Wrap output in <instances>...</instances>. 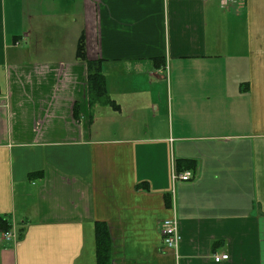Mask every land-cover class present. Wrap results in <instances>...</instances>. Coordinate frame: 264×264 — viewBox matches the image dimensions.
<instances>
[{"label":"crops","instance_id":"obj_1","mask_svg":"<svg viewBox=\"0 0 264 264\" xmlns=\"http://www.w3.org/2000/svg\"><path fill=\"white\" fill-rule=\"evenodd\" d=\"M221 2L0 0V264H264V0Z\"/></svg>","mask_w":264,"mask_h":264},{"label":"trees","instance_id":"obj_2","mask_svg":"<svg viewBox=\"0 0 264 264\" xmlns=\"http://www.w3.org/2000/svg\"><path fill=\"white\" fill-rule=\"evenodd\" d=\"M84 41L83 39H80L78 46L76 48L77 52L76 54L84 59ZM87 63V85H88V95H89V101L92 104H107L109 103V100L107 98L106 89L105 86V79L102 74L101 70V63L98 61H91L86 62ZM182 161H177V167L178 169L182 165ZM9 225L5 220H2L0 218V232H8ZM105 227L102 225H98L96 227V262L97 264H107L108 262V254H109V238L107 230L104 229Z\"/></svg>","mask_w":264,"mask_h":264},{"label":"built area","instance_id":"obj_3","mask_svg":"<svg viewBox=\"0 0 264 264\" xmlns=\"http://www.w3.org/2000/svg\"><path fill=\"white\" fill-rule=\"evenodd\" d=\"M244 0H222L220 6L223 8L229 7L230 4L233 3H241ZM2 101L0 100V109L3 107L1 104ZM173 179L176 181H181V182H187L192 179V174L191 172H184L181 174H176L174 172L173 174ZM177 221L175 219H169V220H164L161 223L160 227V240L162 241V244L166 249L169 250H177L178 247L180 246L181 243V236L179 233V229L177 226ZM19 235L16 233V231H8L7 233L3 234L2 241L3 242H10V241H15L17 240ZM228 260V255H214L213 256V263H219V262H224Z\"/></svg>","mask_w":264,"mask_h":264},{"label":"rangeland","instance_id":"obj_4","mask_svg":"<svg viewBox=\"0 0 264 264\" xmlns=\"http://www.w3.org/2000/svg\"><path fill=\"white\" fill-rule=\"evenodd\" d=\"M6 232H2V234L0 235V240L2 241V238H3V234H5ZM3 242V241H2Z\"/></svg>","mask_w":264,"mask_h":264}]
</instances>
